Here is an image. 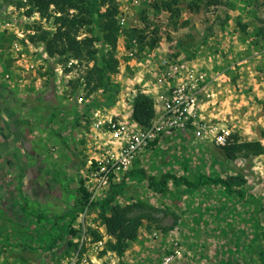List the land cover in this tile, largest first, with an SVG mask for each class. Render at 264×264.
Listing matches in <instances>:
<instances>
[{
	"label": "rangeland",
	"instance_id": "rangeland-1",
	"mask_svg": "<svg viewBox=\"0 0 264 264\" xmlns=\"http://www.w3.org/2000/svg\"><path fill=\"white\" fill-rule=\"evenodd\" d=\"M160 1L118 0L119 21L124 16L126 22L116 51L120 70L112 76L119 88L117 100L122 99L121 93L129 96L133 86L139 87L133 83L137 69L122 63L126 30L144 28L151 37L159 26L162 39L155 54L198 59L213 75H221L225 90L209 103L214 112L208 110L212 114L208 118L219 128L238 133L242 141L264 144V40L256 36L257 28L264 25V0H221L208 8L200 4L198 9L189 8L190 0H182L178 27L171 24L168 12L154 9V3ZM26 9L18 7L16 0H0V264H27L16 253H28L35 247L43 254L41 247L57 236L51 249L57 263L76 251L68 241L76 243L80 230L75 225L80 223L83 208L74 219L71 211L81 197L82 180L86 186L83 172L92 141L91 114L81 113L88 103L79 104L76 99L77 94L86 96L87 90L83 79L82 85L74 82L85 74L86 67L80 64L68 70L70 61L51 57L43 44L31 43L27 34L35 32V24L55 26L39 13L28 16ZM12 34L16 39L10 42L7 38ZM241 59H248L244 67L238 63ZM256 81L263 82L258 95L249 93ZM102 95L99 91L88 97L93 100ZM127 102L128 97L124 105ZM50 107L56 110L52 123ZM130 110L126 107L123 113ZM136 168L157 178L167 172L191 178L197 173H243L247 178L245 196L227 194L221 185L196 189L172 182L165 192L157 193L148 179L127 177L126 191L117 196V202H148L160 219L157 224L169 229L165 232L154 225L149 230L145 220L138 240L124 254L133 261L120 256L117 264H155L174 247L180 256L173 264H264L260 255L264 249V157L227 162L213 142L195 138L190 126L187 134L162 136L152 142ZM38 213L47 218L39 219ZM87 220L93 224L89 228L105 232L96 209L89 207ZM68 228L78 230L76 235ZM90 250L85 248L94 258ZM36 260L34 263L40 262Z\"/></svg>",
	"mask_w": 264,
	"mask_h": 264
},
{
	"label": "trees",
	"instance_id": "trees-1",
	"mask_svg": "<svg viewBox=\"0 0 264 264\" xmlns=\"http://www.w3.org/2000/svg\"><path fill=\"white\" fill-rule=\"evenodd\" d=\"M181 1L161 0L154 3V9L158 12H168L169 21L178 27L183 11L180 5ZM220 2L221 0H190L188 5L191 9H198L200 4L208 8ZM16 3L18 7H27L26 14L28 16L39 13L50 26H55V29H52L50 27L43 28L41 24H35L33 28L35 32L27 34L29 41L33 44H43L46 53L51 57H61L67 62L75 59L77 63H72L68 70L75 65L84 64L86 67L85 74L76 78L74 82L75 85H78L83 79L84 88L87 90L86 98H89L88 96L92 93L102 91L104 96L90 99L82 114H88L92 108L113 107L119 94L118 85L112 80V76L120 70V59L116 53L121 34L118 0H16ZM242 28L246 30L247 25H243ZM153 32L154 35L148 37L144 28H129L126 30L125 46L130 48L133 45V40L136 39L139 43V56L143 50L152 51L159 46L162 39L159 26L155 27ZM256 36L260 40H264V25L257 28ZM7 39L13 42L16 35L12 34ZM98 45L100 46L98 47ZM194 57H196L195 54L190 58ZM50 109L52 123L54 116H56V110L54 107H50ZM155 111L153 97L139 90L132 102L133 118L146 128L151 125ZM261 135L264 136V130L261 131ZM66 146L70 149V145L66 143ZM214 146L227 162L239 157L254 158L264 154L262 142L259 140L242 141L236 132H231L226 137L224 145L214 144ZM138 161L126 173L121 182L111 184L105 198L96 200L90 205L91 210L96 209L98 211L99 224L105 227V232L99 227L89 228L92 241L101 240L106 235L109 236L106 239L104 249L100 252L101 255L111 250L119 256H124L131 243L138 240L140 229L145 224V220L148 221L147 228L149 230L154 225L165 232L169 229L157 224L160 219L155 216L153 212L155 208L148 202L137 200L124 205L117 202V196L126 191V178L129 176L148 179L150 186L157 193L165 192L172 182L176 185L196 189L203 185H221L227 194L237 193L241 197L245 196L243 187L247 183V178L243 173L227 176L197 173L191 178L186 174L167 172L157 178L155 175L148 174L143 168H136ZM78 189L81 192V197L75 205V209L71 211L73 219L76 218L79 210L89 202L90 198V192L83 180ZM37 217L39 219L47 218L42 213H38ZM58 218L60 217L57 216L56 220ZM56 224L54 222V225ZM67 231L75 236L78 230L68 228ZM58 240V236L53 237L50 245L42 246L43 254L37 252L35 247H30L28 253L26 250H22L16 253V257L28 263H34V260L37 259L36 261L40 260L43 264H49L54 258L51 255V249ZM68 245L72 249L77 248L78 242L68 241ZM70 251L68 249L65 253L69 254ZM260 255L264 257V249L260 251ZM123 264L128 263L123 261Z\"/></svg>",
	"mask_w": 264,
	"mask_h": 264
},
{
	"label": "built area",
	"instance_id": "built-area-1",
	"mask_svg": "<svg viewBox=\"0 0 264 264\" xmlns=\"http://www.w3.org/2000/svg\"><path fill=\"white\" fill-rule=\"evenodd\" d=\"M121 28L125 25L126 17L120 18ZM18 44V43H17ZM126 57L122 63L137 69L136 85L131 95L124 93L123 104L128 97L129 102L117 111L111 108H92L90 154L83 172L86 186L90 192L89 202L80 211L79 229L76 235L78 247L72 256L61 257L59 263L52 258L49 264H117L121 257L114 251H107L100 256L104 249L106 237L92 241L89 227L91 222L86 221L88 209L92 202L107 195L112 183L121 182L130 171L145 149L152 142L162 136L187 134L189 127L192 134L200 140H210L216 145H224L230 130L219 128L218 123L202 115V105L205 101L216 96L213 85L215 78L211 70L201 65L198 59L187 57H169L143 50L139 57V43L133 40L130 48L126 47ZM77 63L75 59L69 62ZM82 85V84H80ZM145 92L155 101V117L149 127H142L132 116V102L138 91ZM83 93V92H81ZM79 104L89 103L90 98L77 94ZM116 101L115 105L118 103ZM114 105V106H115ZM113 106V107H114ZM85 107L84 105L81 107ZM131 108L127 114L123 110ZM84 112V109L82 110ZM81 112V113H83ZM264 157V154L258 156ZM154 235H157L154 232ZM89 246L95 257L86 254ZM171 252L163 256L155 264H173L180 256L179 249L174 247ZM27 264H43L38 263Z\"/></svg>",
	"mask_w": 264,
	"mask_h": 264
},
{
	"label": "crops",
	"instance_id": "crops-1",
	"mask_svg": "<svg viewBox=\"0 0 264 264\" xmlns=\"http://www.w3.org/2000/svg\"><path fill=\"white\" fill-rule=\"evenodd\" d=\"M247 58H249V57H247ZM246 62H248V59H241L238 63H242L243 64V67L245 66V63ZM244 73L245 72H243V73H241V75H244ZM213 75V74H212ZM214 76V78H215V83H214V85H213V90H215V92H216V96L215 97H213L212 99H209V101H205L203 104H201L202 105V115L204 116V113H205V115H206V117H212V114H210L209 112H208V110L211 112V113H213L214 111H213V109H211V105H209V103H211V102H213L214 100H215V98L217 97V98H220V93L221 92H223L224 90H225V88H223V87H221V85H222V82H221V75L219 76L217 73L216 74H214L213 75ZM251 79V78H250ZM250 79H248V80H250ZM253 79V78H252ZM255 83V84H254ZM253 84H254V90L252 91H249V93H251V94H259L260 92H261V90L263 89L262 88V85H263V82H261V81H256V82H254ZM249 85H250V83H249ZM123 94L124 93H121V97L123 98ZM124 107V104H123V99H119V101H118V103L114 106V107H112L111 108V110H113V111H117L119 108H123ZM203 111H205L204 113H203ZM215 123H217V122H215ZM219 124L220 125H222V123H220L219 122ZM75 130L77 131V127H75ZM77 133V132H76ZM23 150V149H22ZM31 152H32V150H31ZM27 183H28V181H27ZM135 254V253H134ZM134 256V255H133ZM130 257V258H129ZM124 258H126L128 261H133L132 260V258H131V256H128L127 254L124 256ZM134 263V262H133Z\"/></svg>",
	"mask_w": 264,
	"mask_h": 264
}]
</instances>
